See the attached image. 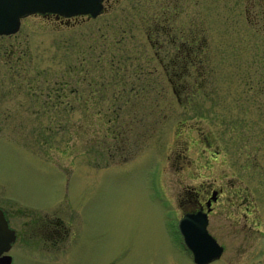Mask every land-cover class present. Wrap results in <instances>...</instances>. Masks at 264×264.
<instances>
[{
  "label": "rangeland",
  "instance_id": "obj_1",
  "mask_svg": "<svg viewBox=\"0 0 264 264\" xmlns=\"http://www.w3.org/2000/svg\"><path fill=\"white\" fill-rule=\"evenodd\" d=\"M130 4L95 17L31 14L4 37L19 44L35 90L34 113L0 124V207L17 233L11 264H196L172 195L195 170L264 171V83L255 88L264 0L239 2L233 33L195 3L204 76L174 82L177 94ZM54 218L61 237L46 235ZM244 255L227 250L209 264Z\"/></svg>",
  "mask_w": 264,
  "mask_h": 264
},
{
  "label": "flooded vegetation",
  "instance_id": "obj_2",
  "mask_svg": "<svg viewBox=\"0 0 264 264\" xmlns=\"http://www.w3.org/2000/svg\"><path fill=\"white\" fill-rule=\"evenodd\" d=\"M240 1L242 0H102L103 10L118 3H131L130 7L135 12L143 14L140 31L144 33V48L156 51L157 61L164 66L176 94L179 88L174 82L186 81L187 77H191L195 86L197 80L204 76V71L200 69L204 57L196 53V50L202 47L206 37L203 36L204 27L196 22L195 3L203 2L206 10H215L221 21L223 17L228 22V32L233 33L237 32L241 15ZM47 17L54 18L55 14L51 13ZM132 29L133 27L127 26L123 31L130 32ZM12 34H0V124L20 111L34 113L35 107L34 77L30 75L28 66L25 68L21 61L19 44L4 41V37ZM181 84L187 86L186 82ZM26 87L28 104L24 106L19 102V95ZM126 129L124 125L116 132V136L124 137ZM203 140L206 146L211 147L212 143L206 135ZM238 172L206 168L192 171L188 184L181 185L172 195L178 219L186 212L204 213L207 232L222 247L221 254L227 250L230 253H244L241 264H264V171ZM244 177H247V182ZM43 224L47 226L46 235L51 234L52 238L55 235L61 237L63 232L65 234L66 228L60 219H47ZM39 231H42L40 226ZM189 252L191 255L190 250Z\"/></svg>",
  "mask_w": 264,
  "mask_h": 264
},
{
  "label": "water",
  "instance_id": "obj_3",
  "mask_svg": "<svg viewBox=\"0 0 264 264\" xmlns=\"http://www.w3.org/2000/svg\"><path fill=\"white\" fill-rule=\"evenodd\" d=\"M102 11V0H0V34L17 31L21 18L29 14L95 17ZM177 226L196 263L204 264L220 256L222 247L207 232L204 213L186 212L179 218ZM15 239L16 230L0 207V264L11 263L12 257L7 251Z\"/></svg>",
  "mask_w": 264,
  "mask_h": 264
},
{
  "label": "trees",
  "instance_id": "obj_4",
  "mask_svg": "<svg viewBox=\"0 0 264 264\" xmlns=\"http://www.w3.org/2000/svg\"><path fill=\"white\" fill-rule=\"evenodd\" d=\"M246 72H248V70L245 71V73H246ZM257 83H260V84H258V87H257ZM262 83H264V78H263V77L260 78V79H258L257 82H256V86H255V88H257L256 93H257V91L263 89V87H262V85H261ZM250 88H252V87H250ZM198 90H199V88H198ZM259 92H261V91H259ZM259 94H260V93H259Z\"/></svg>",
  "mask_w": 264,
  "mask_h": 264
}]
</instances>
